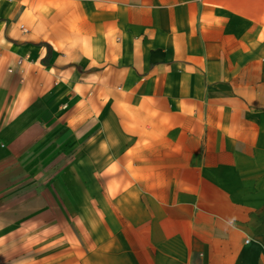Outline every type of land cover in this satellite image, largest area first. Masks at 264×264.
<instances>
[{
	"label": "crops",
	"instance_id": "0c3cea01",
	"mask_svg": "<svg viewBox=\"0 0 264 264\" xmlns=\"http://www.w3.org/2000/svg\"><path fill=\"white\" fill-rule=\"evenodd\" d=\"M0 264H264V0H0Z\"/></svg>",
	"mask_w": 264,
	"mask_h": 264
},
{
	"label": "built area",
	"instance_id": "2783aa9c",
	"mask_svg": "<svg viewBox=\"0 0 264 264\" xmlns=\"http://www.w3.org/2000/svg\"><path fill=\"white\" fill-rule=\"evenodd\" d=\"M22 28V27H21Z\"/></svg>",
	"mask_w": 264,
	"mask_h": 264
}]
</instances>
